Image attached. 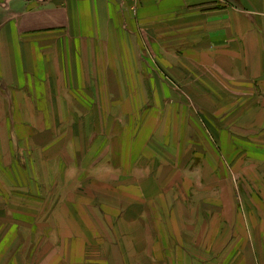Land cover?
<instances>
[{
  "label": "crops",
  "instance_id": "crops-1",
  "mask_svg": "<svg viewBox=\"0 0 264 264\" xmlns=\"http://www.w3.org/2000/svg\"><path fill=\"white\" fill-rule=\"evenodd\" d=\"M152 82L171 83L177 88L180 85L187 97L206 99L208 119L219 132L227 130L220 134L224 141L250 144L257 151L262 148L259 154L245 153L252 154L251 165L259 175L254 189L264 194V0H10L0 5V131L17 130L8 133L6 139L3 131L0 135L13 146L17 135L21 150L28 146L34 151L33 157L26 159L25 153L19 157L28 170V162L41 161L39 153L46 154L41 149L46 143H58L52 142L56 134L51 129H78V125H56V115H70L68 124L71 115L116 116L123 106L115 104L114 99L155 96L149 84L146 93L136 88L137 83ZM157 92L164 97L181 96V90L178 94L173 90L164 95ZM101 98L107 101L101 102ZM18 114H23V119ZM94 124L88 127L95 131ZM20 131L27 135H20ZM36 134L42 135V142ZM93 138L88 136V146L93 147ZM61 156L44 160L49 172L63 170ZM16 157L14 160L20 163ZM105 157L106 161L112 160V155ZM196 157L202 158L194 153L191 161ZM214 160L225 163L216 167L218 178L224 176L225 167L235 169L230 157L224 160L218 155ZM67 161L66 170L74 166L76 171L92 174L99 168L93 158L84 155H71V162ZM112 166L110 177H115L113 162ZM121 177L127 180L131 175L123 171ZM202 179L207 184L200 189L207 191L211 180ZM220 182L215 180L218 185ZM79 184L72 193L66 191L53 210L61 227L68 225L65 216H70L84 226L107 220L123 227V232L116 229L118 244L110 254V250H87L83 235L76 239L77 249H69L70 233L61 229L58 252L62 264H84L85 258L93 259V254L96 258L114 254L128 264L142 255L156 260L143 264H264V215L259 212L253 214L251 210L250 222L245 218V223L252 226L251 233L236 238L241 242L245 237L247 248L237 241H233L235 248H227V228L215 235L219 238L215 240L208 234L184 235L182 239L179 234L177 244L164 229L169 226L174 231V217L167 214L165 219L163 213H151L153 220L147 209L126 210L116 202L108 207L101 203L89 205L105 198H100L95 185L87 184L85 188ZM112 188L120 190V186ZM260 202L264 204V199ZM192 205L199 209L200 218L207 219L209 214L201 202ZM187 206L189 217L196 219L193 207ZM226 222L224 219L222 224ZM153 240L154 251H148ZM218 241L226 242V248H217L213 243ZM136 243H144L145 248L135 249ZM23 252L29 253L27 249Z\"/></svg>",
  "mask_w": 264,
  "mask_h": 264
},
{
  "label": "rangeland",
  "instance_id": "rangeland-1",
  "mask_svg": "<svg viewBox=\"0 0 264 264\" xmlns=\"http://www.w3.org/2000/svg\"><path fill=\"white\" fill-rule=\"evenodd\" d=\"M137 84L136 88L142 89L143 93H146V85H151L155 96L114 99L115 104L123 106L122 113H117L116 116L101 113L99 117L89 114L86 118L79 115L73 118L71 115V122L68 124L70 115H56L54 118L56 125H78V129L61 131L51 129L52 134H56L52 142L58 141V143L51 144V141L46 143L45 148L44 146L41 148L46 154L39 153L38 157L41 161L37 159L36 163L28 162L29 170L27 163L19 157L25 153L24 156L28 159L30 156L33 157L31 152L34 151L29 150L28 146H23V152L17 135H15L16 146L6 142L0 135V264H62L58 252L61 229L70 233L69 249H77L79 243L76 239L79 235H83L85 244L88 243V247H85L87 250L101 252L110 250L111 254L112 247L118 244L116 229L118 231L122 229L123 232V227L112 225L107 220L106 222L103 220L102 224L84 226L70 216H65L68 225L61 227L59 219L53 216V210L58 206L60 197L65 195L66 191L72 193L77 182L85 188L87 184L95 185L100 198L102 196L105 198L90 202L89 205L101 203L108 207L116 202L124 206V209L131 208L132 211L147 209L150 218H152L151 213L157 216L158 212L163 213L165 219L168 217L167 214L174 217V231H171L169 226H165L164 229L167 234H171L177 244L179 234L181 239L184 235L208 234L212 240H215L219 239L215 235L223 234L227 228L226 232L229 234L226 241L227 248L232 249L235 248L236 243L233 241H237L236 238L239 240L240 235L246 236L251 233L252 226L245 223V218L250 222L251 210L253 214L259 212L264 215V204L260 202L264 199V194L257 193L254 189L260 179L257 178L259 175L251 165L252 154L246 153L259 154L262 148L257 151L256 148L253 150L250 144L239 145L235 141L221 139L222 134L227 130L219 132L211 119H208L209 105H205L206 99L187 97L182 86L179 85L178 89L171 83L165 82ZM158 90L162 95L169 93L170 90L178 94L177 91L181 90V96H160ZM100 93L103 91L100 90ZM100 100L107 101L103 98ZM196 102L199 103L200 108L197 107ZM18 116L21 119L24 117L23 114ZM212 117L217 124L214 115ZM92 124L96 128L95 131L88 127ZM2 131L5 139L8 133H17V130L2 129ZM48 131L50 129L45 130ZM231 132L235 133L233 130ZM19 133L22 136L27 135L22 131ZM90 135L94 136L93 147L88 146L87 139ZM36 137L39 142L43 141L41 134H36ZM244 145L245 150L242 151ZM194 153L202 158L196 157L191 161L190 156ZM61 154L59 161L63 159V170L58 173L49 172L44 160ZM71 155L93 158L95 164H99V168L92 174L87 171H76L74 166L66 170L69 163L67 160L71 162ZM92 155L95 157H90ZM105 155L108 157L112 155V160L106 161ZM218 155L224 160L232 158L235 166L234 170L225 167L222 178L216 176L219 172L216 171V167L225 164L224 161L215 162L214 159ZM243 155L249 156L245 158ZM15 157L20 163L14 160ZM204 157L212 160L205 162ZM112 162L116 165L115 177H110L109 173L114 171ZM52 169L56 167L52 166ZM123 171L129 173L131 178L122 179ZM203 177H209L211 180V186L207 191L200 189L207 184L204 179L201 181ZM215 180H221L219 185ZM112 186H120V190L114 191ZM121 186L126 187V190ZM146 192L149 193L147 198H145ZM71 196L75 197L72 194ZM155 196L160 199L159 202L151 198ZM198 202H201L204 211L209 214L207 219L200 218L199 209L192 205ZM188 204L193 207L196 219L189 217ZM259 206L262 207L261 210ZM224 219H227V225L222 224ZM161 224L163 229L162 221ZM180 224L182 227H179ZM49 234L52 238H49ZM29 239L31 241L28 243ZM245 239L244 237L241 242H237L241 245L244 242L242 246L247 248L249 243ZM226 242L218 241L213 244L217 245V248H226L223 246ZM143 244L136 243L134 248L142 247L143 250L145 248ZM28 245H30L29 249ZM155 245V240L149 243L148 251H154ZM26 249L27 252L29 251L28 255L23 252ZM16 251L20 252L16 254ZM111 256L96 258L93 254V259L85 258L84 264H128L123 257L118 258L114 254ZM71 260L74 261L75 257ZM146 260L156 261L151 258L146 259L142 255L133 259L132 264H143Z\"/></svg>",
  "mask_w": 264,
  "mask_h": 264
},
{
  "label": "built area",
  "instance_id": "built-area-1",
  "mask_svg": "<svg viewBox=\"0 0 264 264\" xmlns=\"http://www.w3.org/2000/svg\"><path fill=\"white\" fill-rule=\"evenodd\" d=\"M10 0H0V5H7Z\"/></svg>",
  "mask_w": 264,
  "mask_h": 264
}]
</instances>
